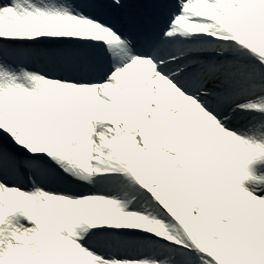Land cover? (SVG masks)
Here are the masks:
<instances>
[{"label": "snow or ice", "instance_id": "1", "mask_svg": "<svg viewBox=\"0 0 264 264\" xmlns=\"http://www.w3.org/2000/svg\"><path fill=\"white\" fill-rule=\"evenodd\" d=\"M0 264H264V0H0Z\"/></svg>", "mask_w": 264, "mask_h": 264}, {"label": "rangeland", "instance_id": "2", "mask_svg": "<svg viewBox=\"0 0 264 264\" xmlns=\"http://www.w3.org/2000/svg\"><path fill=\"white\" fill-rule=\"evenodd\" d=\"M231 159V158H230ZM233 160V159H232ZM226 167L234 169V160L233 161H226Z\"/></svg>", "mask_w": 264, "mask_h": 264}]
</instances>
